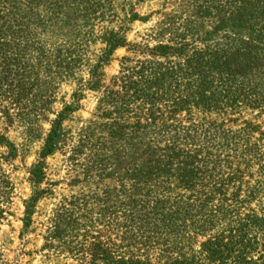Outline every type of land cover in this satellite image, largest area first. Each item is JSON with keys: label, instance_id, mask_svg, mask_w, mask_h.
Segmentation results:
<instances>
[{"label": "trees", "instance_id": "16d2710c", "mask_svg": "<svg viewBox=\"0 0 264 264\" xmlns=\"http://www.w3.org/2000/svg\"><path fill=\"white\" fill-rule=\"evenodd\" d=\"M104 1L0 0V118L8 123L31 73L27 50L37 51L53 77L75 80L77 39L85 34L79 28L90 27L89 39L101 47L86 82L96 89L100 64L115 49L133 54L119 58L96 108L110 119L108 137L130 148L121 175L131 183L119 217L132 237L116 238L117 216L105 211L104 227L96 226V238L76 241L68 264H264V211L250 206L263 181L248 185L253 166L264 178V0H190L191 14L156 27L152 44L126 39L128 23L146 16L128 12L104 24L111 22ZM65 27L75 32L73 43L48 50L36 37L63 35ZM73 109L56 113L29 171L28 215L42 192L43 159ZM0 144L13 154L3 134ZM169 235L173 246L160 241ZM181 247L189 256L173 255ZM140 248L157 249L158 260L142 257Z\"/></svg>", "mask_w": 264, "mask_h": 264}, {"label": "rangeland", "instance_id": "374dc122", "mask_svg": "<svg viewBox=\"0 0 264 264\" xmlns=\"http://www.w3.org/2000/svg\"><path fill=\"white\" fill-rule=\"evenodd\" d=\"M103 10L104 18L111 21L104 24L111 26L115 25L117 17L128 12L146 16L145 21L136 19L128 23L126 39L148 44L155 41L156 27L171 18H185L192 11L190 0H106ZM92 30L93 33L97 31V23ZM79 31L81 35L85 34L78 37V46L74 48L80 60L73 72L75 80L53 77V69L49 72L45 61L37 60V51L27 50L26 67L31 73L28 80L24 79L28 82L22 80L25 83L21 85L24 91L20 108L10 112V123L0 118V134L8 138L14 149L13 154L8 155L7 148L0 144V264L71 263V247L81 238L87 241L96 238V226L103 228V221L107 219L105 211L112 212L109 216H117L118 226L113 231L116 238L131 236L130 229L125 227L126 221L119 217V212L127 208L125 190L131 183L121 175L122 169L132 161L130 148L108 137L104 123H109L110 119L99 117L96 108L102 106L98 100L103 87L118 70L119 58L133 54L124 47L115 49L100 64L101 87L90 88L86 81L91 66L96 64L101 45L97 40L89 39L90 27L81 25ZM51 32L36 35L46 43L44 46L48 50L62 42L73 43L70 41L75 33L73 29L69 31L65 27L63 35ZM63 105L74 109L64 116L61 130L53 140V151L43 159L44 177L38 183L42 192L28 215L25 208L32 196L29 171L39 159L38 153L52 121ZM255 169L253 166L250 170L252 175L248 185L255 186L256 180L263 184L256 188L250 206L256 211H264V178L255 175ZM26 217L30 220L25 226ZM163 239L160 241L173 246L170 244L173 235H169L167 241ZM185 243L182 239L181 244ZM191 248L196 250L195 245ZM188 249L181 247L174 250L173 255L184 253L189 256ZM139 254L154 261L158 260L160 252L140 248Z\"/></svg>", "mask_w": 264, "mask_h": 264}]
</instances>
